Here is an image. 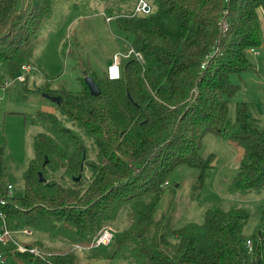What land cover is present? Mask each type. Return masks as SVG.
Segmentation results:
<instances>
[{
	"label": "trees",
	"instance_id": "trees-1",
	"mask_svg": "<svg viewBox=\"0 0 264 264\" xmlns=\"http://www.w3.org/2000/svg\"><path fill=\"white\" fill-rule=\"evenodd\" d=\"M146 1L147 13L109 17L129 43L122 52L134 49L143 62L135 54L121 58L116 80L87 72L98 96L84 78L76 92L36 88L61 98L62 116L39 112L32 121L47 127L33 136L22 197L9 195L0 148V215L28 249L0 245L5 264H82L76 250L50 252L39 239L20 242L23 230L31 231L26 236L68 231L76 249L108 264H264V207L251 236L243 208H208L202 223L180 228L166 214L156 218L166 190L175 195L180 186L173 182L179 167L196 170L192 189L203 188L212 161L202 157L205 134L225 136L243 149L233 190L264 189V128L244 102L236 105L238 131L231 132L228 121L238 90L230 75L254 70L248 53L263 43L264 0ZM52 2L0 0V88L30 63ZM123 213L126 226L118 231ZM105 230L113 231L112 241L97 245Z\"/></svg>",
	"mask_w": 264,
	"mask_h": 264
},
{
	"label": "rangeland",
	"instance_id": "rangeland-1",
	"mask_svg": "<svg viewBox=\"0 0 264 264\" xmlns=\"http://www.w3.org/2000/svg\"><path fill=\"white\" fill-rule=\"evenodd\" d=\"M146 3L147 1L144 0ZM141 0H53L52 15L42 25L37 38L33 41V55L30 58V70L22 71L26 82L11 80L7 88H0V148L6 167V182L12 186L17 197L24 195V172L34 157L33 136L45 132L46 125L32 121L39 112L62 115L57 104L36 92L38 87L50 90L80 91L85 73L104 77L113 57L127 50L129 43L108 20L111 15L129 13L136 10ZM263 43L249 52L248 58L254 70L241 74H231V82L238 87L229 101L228 121L231 132L238 131L236 124V105L247 104L250 115L264 128V18H260ZM108 75V74H107ZM202 157L212 156L210 168L206 171L203 188L195 192L193 183L197 180V171L179 167L175 181L176 194L166 190L158 207L156 218L166 214L171 218L172 226L180 228L188 223H202L205 210L218 207L225 211L243 208L250 214L245 233L251 236L261 223L264 207V189L258 192H239L232 188V182L239 169L243 149L230 138L205 134L202 145ZM93 159L94 154L91 152ZM170 182L166 186L172 187ZM196 193V194H195ZM126 226L125 214H121L114 228L122 230ZM113 235L112 230H105ZM102 235V234H101ZM22 243L38 241L44 250L62 252L76 250L82 258V264H108L105 260H90L68 231L55 235L36 231L33 235H19ZM99 238V237H98ZM173 243L178 237L172 235ZM112 241V240H111ZM77 252V253H78ZM110 264H125L112 261Z\"/></svg>",
	"mask_w": 264,
	"mask_h": 264
},
{
	"label": "built area",
	"instance_id": "built-area-1",
	"mask_svg": "<svg viewBox=\"0 0 264 264\" xmlns=\"http://www.w3.org/2000/svg\"><path fill=\"white\" fill-rule=\"evenodd\" d=\"M150 10V7L148 6V4L144 1V0H141L140 4L138 5L137 9L135 10V13L134 14H137V13H140V12H149ZM111 18H108V20H110ZM221 25H223L224 29H226L227 25L226 23H222ZM251 52H255L254 49L251 50ZM131 54H135V56L137 57V59L140 61V62H143V58H142V55L140 53H137L134 51V49H130L128 51V53H124L122 51L116 53L113 57V63L111 64V66H109L108 68V77L111 79V80H116L120 77V63H121V58H127L129 57ZM30 70V64L28 65H25L23 66V71L25 73L29 72ZM19 82H25L26 81V76L25 75H19L17 78H16ZM14 79V80H16ZM11 80H7L4 84V87L7 88L11 85ZM9 195H12V186L9 185ZM2 204L5 203V201H1ZM0 245L2 246H7L9 244H14L18 247V249L21 251V252H24L26 250H28L23 244L19 243L15 237H14V234L15 232L14 231H11L10 229L7 228L6 226V220H5V217L4 215H0ZM21 235H30L31 234V231L29 230H23L20 232ZM112 239V234L107 232V231H104L102 233V235H100V237L97 239V245L99 244H108ZM77 248H81L80 246H78ZM31 252H34L36 254H42V252L36 250V249H30ZM6 262V258L5 256H3L2 254H0V264H5Z\"/></svg>",
	"mask_w": 264,
	"mask_h": 264
},
{
	"label": "water",
	"instance_id": "water-1",
	"mask_svg": "<svg viewBox=\"0 0 264 264\" xmlns=\"http://www.w3.org/2000/svg\"><path fill=\"white\" fill-rule=\"evenodd\" d=\"M84 75H85L84 76V81H85L86 85L88 86V88L90 90V93L93 96H98L100 94V90H99V87H98L97 83L87 73H85ZM45 96L47 98H49L51 101L55 102L56 104H59L60 101H61V98L59 96H50L48 94H45ZM79 179H80V177L77 178L76 180H79ZM40 180L41 181H44V178L42 176V173H40Z\"/></svg>",
	"mask_w": 264,
	"mask_h": 264
},
{
	"label": "crops",
	"instance_id": "crops-1",
	"mask_svg": "<svg viewBox=\"0 0 264 264\" xmlns=\"http://www.w3.org/2000/svg\"><path fill=\"white\" fill-rule=\"evenodd\" d=\"M28 73V72H27ZM26 80H27V78H26ZM26 82V81H25ZM8 88V87H7ZM7 88H5L6 90H7Z\"/></svg>",
	"mask_w": 264,
	"mask_h": 264
}]
</instances>
